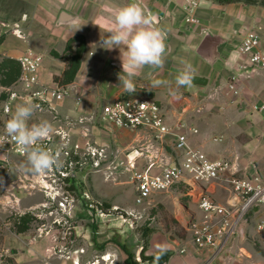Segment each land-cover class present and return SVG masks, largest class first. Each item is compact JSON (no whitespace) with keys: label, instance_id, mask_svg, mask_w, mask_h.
<instances>
[{"label":"crops","instance_id":"crops-1","mask_svg":"<svg viewBox=\"0 0 264 264\" xmlns=\"http://www.w3.org/2000/svg\"><path fill=\"white\" fill-rule=\"evenodd\" d=\"M188 1L142 0L151 22L168 33L167 51L162 68L146 66L133 78L135 92L125 91L119 79L123 75L121 58L126 48L123 45L109 48L110 45L104 43L113 27L111 21L116 10L129 0H0V21L18 22L24 34V38L10 33L3 35L0 57L18 59L26 51L41 53L39 80L51 85L53 77L62 73L65 62L53 57L50 50L62 52L67 39L81 33L85 36L86 49L73 82L67 85L71 89L70 96L58 106L61 114L78 115L74 99L77 93L83 98L81 108L88 112L123 94L153 99L163 104L169 123L186 125L191 145L202 149L211 159L232 160L239 168L238 174L258 175L264 183V68L249 74L243 67L246 57L237 52L247 29L257 24L264 28L263 7L252 0H198L199 4L190 8ZM206 33L215 38L210 41L214 47L209 54L202 55L197 50ZM258 34L264 50V29L258 30ZM182 61L192 65L193 76L207 79L205 87L177 86ZM156 80L167 83L154 86ZM2 90L0 87V92ZM33 117L32 123L51 122L47 113ZM190 128L197 132L193 133ZM115 129L126 137L125 142L136 132ZM140 132L147 135L145 131ZM138 137L136 133L131 143ZM106 140L104 134L98 138L104 144ZM165 145L166 150L171 151V147ZM210 187L212 185L207 189L211 197L225 203L226 190L213 186L210 191ZM261 214L264 215V210L255 217ZM171 239L159 232L152 233L145 254L177 249V241L173 238L175 242L171 243L168 241ZM191 247V250L185 247V253L172 254L166 264H202L207 251ZM222 250L217 258L228 264L220 255Z\"/></svg>","mask_w":264,"mask_h":264},{"label":"built area","instance_id":"built-area-1","mask_svg":"<svg viewBox=\"0 0 264 264\" xmlns=\"http://www.w3.org/2000/svg\"><path fill=\"white\" fill-rule=\"evenodd\" d=\"M198 4V0L188 1L190 8ZM8 33L24 38L18 22L0 21V36ZM237 52L246 57L243 67L249 74L264 68V50L260 47L256 26L246 30ZM42 60L43 55L33 51H26L18 58L21 73L16 83L7 88V96L2 101L0 136L5 135V124L16 104L26 97L31 98L36 106L34 114L50 115L54 132L43 143L53 151L60 150V163L44 175L19 170L12 188L41 192L48 201L56 202L61 211H66L74 205L70 192L73 193L77 187L74 180L76 172L101 174L107 179L112 167V173L117 168L123 169L134 186V203L138 206L157 193L177 186L188 187L196 194L202 215L200 222L191 220L188 224L193 247L208 253L202 264H214L228 240L235 234L242 236L252 217L264 210V183L259 176L240 175L232 160L224 157L211 159L202 149L191 145L186 125L169 123L164 110L153 99L123 94L102 103L96 111L88 112L81 108L83 98L77 93L74 99L78 115L61 114L58 106L70 96L71 89L40 82L38 71ZM104 122L117 129L145 131L148 141L139 147H132L124 159L110 158L106 144L93 142L91 137L94 129L102 131L100 125ZM190 130L197 132L195 128ZM165 144L171 147V151L166 150ZM0 154V170L3 173L11 171L10 155L26 158L11 138L0 147ZM142 156L146 160L140 167L138 159ZM210 185H219L226 190L225 203H219L210 196L207 189ZM85 194V198L89 199V195ZM98 214L105 217L107 212L99 208ZM263 227L264 223L259 224L258 230ZM185 252V248L179 250V253Z\"/></svg>","mask_w":264,"mask_h":264},{"label":"rangeland","instance_id":"rangeland-1","mask_svg":"<svg viewBox=\"0 0 264 264\" xmlns=\"http://www.w3.org/2000/svg\"><path fill=\"white\" fill-rule=\"evenodd\" d=\"M252 2L264 10V0ZM255 26L264 29L259 24ZM1 104L2 101L0 133ZM100 128L102 131L94 129L91 137L93 142H100V135L106 136L110 158L124 159L132 147L148 141V135L140 131L134 132L131 138L138 133L139 139L131 143L130 136L125 142L126 137L109 123H101ZM145 160L144 156L138 159L140 167ZM10 164V172L0 173V264H142L146 261L141 259L140 250L148 244L149 236L157 232L177 241L178 248H170L173 255L185 247L192 249L188 224L191 220L200 222L202 215L196 194L188 187L177 186L157 193L138 206L134 203V186L123 169L117 168L112 173V167L107 179L101 174L76 172L77 187L70 192L74 205L61 211L56 202L48 201L41 192L12 188L19 170L31 171L27 158L10 155ZM99 208L107 212L105 217L99 216ZM26 211H31L36 220L28 231L16 233L8 217ZM261 223H264L263 214L252 217L242 236L235 234L228 240L220 253L226 263L264 264V227L258 230ZM147 229L151 233L145 235ZM172 239L168 241L174 243Z\"/></svg>","mask_w":264,"mask_h":264},{"label":"clouds","instance_id":"clouds-1","mask_svg":"<svg viewBox=\"0 0 264 264\" xmlns=\"http://www.w3.org/2000/svg\"><path fill=\"white\" fill-rule=\"evenodd\" d=\"M113 27L104 43L109 48L123 45L126 53L122 61V76L124 89L135 92L133 78L146 67L162 68L165 63L167 31L153 24L142 6V0H129L119 7L111 21ZM183 68L178 72L176 84L178 87L192 84L194 69L189 62L182 61ZM167 83L156 80L154 86ZM36 106L31 98H24L16 104L15 110L5 124V135L0 136V147L8 138L18 146L19 151L27 158L28 170L36 175H44L54 167H58L60 150L53 151L43 142L50 139L53 125L47 120L29 123Z\"/></svg>","mask_w":264,"mask_h":264},{"label":"trees","instance_id":"trees-1","mask_svg":"<svg viewBox=\"0 0 264 264\" xmlns=\"http://www.w3.org/2000/svg\"><path fill=\"white\" fill-rule=\"evenodd\" d=\"M3 35L0 36V41H2ZM86 49L85 36L81 33H76L70 36L64 46L62 52H58L54 49L50 50V54L58 59L65 62V67L60 75H55L53 77L54 83L58 86H67L73 82L81 63V58ZM21 73V66L18 59L1 56L0 57V87L3 90L0 92V102L3 101L7 96V88L14 85ZM0 173L3 171L0 170ZM11 223L12 229L16 233H23L30 229V226L36 220L35 215L31 211H26L23 213H15L8 217ZM151 233L150 229L147 232ZM153 232V231H152ZM147 250V245L143 246L140 250V257L143 261L149 264H166L169 258L172 256L173 252L167 249H160L153 254H145ZM130 264H140L137 262H132Z\"/></svg>","mask_w":264,"mask_h":264},{"label":"water","instance_id":"water-1","mask_svg":"<svg viewBox=\"0 0 264 264\" xmlns=\"http://www.w3.org/2000/svg\"><path fill=\"white\" fill-rule=\"evenodd\" d=\"M211 40H215L213 36L210 35V33H206L205 39L201 43L200 47L198 48L197 52L199 54L207 55L210 53V50L212 47H214L213 43H210ZM207 79L204 77L196 76L194 75L191 87L193 88H203L206 86ZM255 210H258V207H255ZM214 264H223V261L220 257L215 259Z\"/></svg>","mask_w":264,"mask_h":264}]
</instances>
